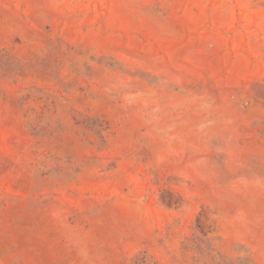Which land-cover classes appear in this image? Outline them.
Instances as JSON below:
<instances>
[{
    "label": "rangeland",
    "instance_id": "1",
    "mask_svg": "<svg viewBox=\"0 0 264 264\" xmlns=\"http://www.w3.org/2000/svg\"><path fill=\"white\" fill-rule=\"evenodd\" d=\"M0 264H264V0H0Z\"/></svg>",
    "mask_w": 264,
    "mask_h": 264
}]
</instances>
